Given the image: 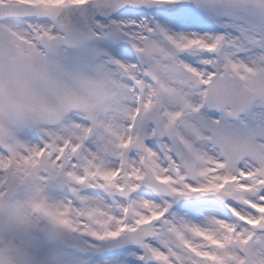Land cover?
<instances>
[{
  "label": "snow or ice",
  "instance_id": "6c2138e0",
  "mask_svg": "<svg viewBox=\"0 0 264 264\" xmlns=\"http://www.w3.org/2000/svg\"><path fill=\"white\" fill-rule=\"evenodd\" d=\"M0 198L34 264H264V0H0Z\"/></svg>",
  "mask_w": 264,
  "mask_h": 264
},
{
  "label": "rangeland",
  "instance_id": "374dc122",
  "mask_svg": "<svg viewBox=\"0 0 264 264\" xmlns=\"http://www.w3.org/2000/svg\"><path fill=\"white\" fill-rule=\"evenodd\" d=\"M0 239L2 254L0 264H34V257L46 255L38 245L34 231L39 217L23 201L11 205L0 198Z\"/></svg>",
  "mask_w": 264,
  "mask_h": 264
}]
</instances>
